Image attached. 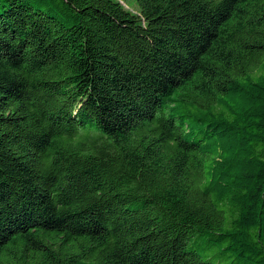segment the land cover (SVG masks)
Listing matches in <instances>:
<instances>
[{
    "label": "trees",
    "instance_id": "trees-1",
    "mask_svg": "<svg viewBox=\"0 0 264 264\" xmlns=\"http://www.w3.org/2000/svg\"><path fill=\"white\" fill-rule=\"evenodd\" d=\"M134 1L0 0V264H264V0Z\"/></svg>",
    "mask_w": 264,
    "mask_h": 264
},
{
    "label": "rangeland",
    "instance_id": "rangeland-1",
    "mask_svg": "<svg viewBox=\"0 0 264 264\" xmlns=\"http://www.w3.org/2000/svg\"><path fill=\"white\" fill-rule=\"evenodd\" d=\"M128 3H130L132 6H130L131 7V9H136V7H137V4H136V2L134 1V0H128ZM196 247V246H195ZM194 247V249H196ZM197 248H199V247H197ZM198 250V249H197ZM216 251H217V249H213V253H214V256L212 257V260L213 261H215L217 258H219L221 255H217L216 254ZM207 253H209V252H207ZM228 261V260H227ZM225 263H227V262H224V264Z\"/></svg>",
    "mask_w": 264,
    "mask_h": 264
}]
</instances>
